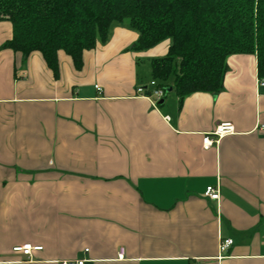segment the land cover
I'll return each instance as SVG.
<instances>
[{
  "label": "crops",
  "instance_id": "obj_1",
  "mask_svg": "<svg viewBox=\"0 0 264 264\" xmlns=\"http://www.w3.org/2000/svg\"><path fill=\"white\" fill-rule=\"evenodd\" d=\"M12 36L0 21V264H264L256 55L229 57L218 95L172 89L155 105L152 60L170 41L135 51L138 32L117 26L81 70L61 57L57 79L40 53L1 49ZM222 123L234 134L205 150ZM27 244L42 250L15 251Z\"/></svg>",
  "mask_w": 264,
  "mask_h": 264
},
{
  "label": "trees",
  "instance_id": "obj_2",
  "mask_svg": "<svg viewBox=\"0 0 264 264\" xmlns=\"http://www.w3.org/2000/svg\"><path fill=\"white\" fill-rule=\"evenodd\" d=\"M0 21L13 36L1 49L27 64L40 53L55 78L60 59L81 70L84 54L106 44L117 26L136 31L135 51L170 41L168 53L152 60V79L184 100L224 89L232 55H256L264 80V0H0Z\"/></svg>",
  "mask_w": 264,
  "mask_h": 264
},
{
  "label": "built area",
  "instance_id": "obj_3",
  "mask_svg": "<svg viewBox=\"0 0 264 264\" xmlns=\"http://www.w3.org/2000/svg\"><path fill=\"white\" fill-rule=\"evenodd\" d=\"M260 86L264 87V80H260L259 81ZM152 86L155 87V90L152 93L155 105L159 103V101L165 96V91L161 88L157 87V83L156 82H152ZM98 90H101L98 87ZM138 91L140 93L144 92L143 88H139ZM168 120L170 119L169 117L167 118ZM235 132V127L232 123H222L220 124L215 132L208 134L205 136L204 140H203V147L205 150L210 149L212 146H214L215 144H218L220 139L230 135V134H234ZM206 196L209 197L212 200L215 201H219L221 198V194H220V188L217 186H209L207 188L206 191ZM234 241L232 239H226L223 242H221V251H226L228 250L232 245H233ZM42 250V247H35L32 244H27L21 247H17L15 248L16 252H21L25 257L31 258L33 252L35 251H40ZM87 260L85 259H80V260H76V261H72V262H64L63 264H86Z\"/></svg>",
  "mask_w": 264,
  "mask_h": 264
},
{
  "label": "rangeland",
  "instance_id": "obj_4",
  "mask_svg": "<svg viewBox=\"0 0 264 264\" xmlns=\"http://www.w3.org/2000/svg\"><path fill=\"white\" fill-rule=\"evenodd\" d=\"M150 68V62L146 59V60H141L140 61V80L139 82L142 83V82H145V83H149L148 85L151 87V76H149V74L147 75L146 74V71L147 69Z\"/></svg>",
  "mask_w": 264,
  "mask_h": 264
},
{
  "label": "water",
  "instance_id": "obj_5",
  "mask_svg": "<svg viewBox=\"0 0 264 264\" xmlns=\"http://www.w3.org/2000/svg\"><path fill=\"white\" fill-rule=\"evenodd\" d=\"M172 89H173V88H169V89L167 90V91H168V93H169V92H171V91H172ZM162 103H163V101H161V102H160V104H162Z\"/></svg>",
  "mask_w": 264,
  "mask_h": 264
}]
</instances>
